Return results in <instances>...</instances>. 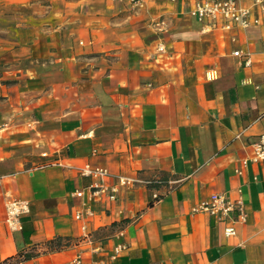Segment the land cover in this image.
Masks as SVG:
<instances>
[{
    "label": "crops",
    "instance_id": "0c3cea01",
    "mask_svg": "<svg viewBox=\"0 0 264 264\" xmlns=\"http://www.w3.org/2000/svg\"><path fill=\"white\" fill-rule=\"evenodd\" d=\"M142 1L0 0V264H264V15L204 31L196 0ZM86 165L133 183L76 219ZM212 193L242 200L231 236Z\"/></svg>",
    "mask_w": 264,
    "mask_h": 264
},
{
    "label": "built area",
    "instance_id": "2783aa9c",
    "mask_svg": "<svg viewBox=\"0 0 264 264\" xmlns=\"http://www.w3.org/2000/svg\"><path fill=\"white\" fill-rule=\"evenodd\" d=\"M134 7H141L142 0H131ZM190 15L197 19L202 24L204 31L212 29H233L235 27H249L258 25L262 15H264V0H252L250 5L245 6L239 3L238 0H196L193 8L190 10ZM158 31H165L166 24L161 18L154 21ZM158 51H163V46L158 47ZM234 54H238L237 51ZM254 161L264 160V133L258 136L254 143V154L251 157ZM249 160L242 161L245 165ZM51 163H42L35 166L36 168H44ZM240 170H238V173ZM81 174L92 178L88 185V197L83 210L75 211L74 217L82 219L84 217L90 218L93 215L89 203L97 198L99 195H107L109 200H115L117 189L121 186H130L133 179L128 177L118 176L116 182L111 185L104 183V178L107 176V171L101 167L91 168L88 165L82 168ZM82 191H76L77 195L82 196ZM6 222L11 231L21 229V219L28 213L29 204L25 200L9 198L5 201ZM196 211H202L213 216L216 221L224 222V234L231 236L235 233L234 222L244 220L245 213L242 207V200L240 197L230 199L225 193H212L206 201L200 203L195 208ZM123 246H118L114 249L112 259L118 254Z\"/></svg>",
    "mask_w": 264,
    "mask_h": 264
},
{
    "label": "trees",
    "instance_id": "16d2710c",
    "mask_svg": "<svg viewBox=\"0 0 264 264\" xmlns=\"http://www.w3.org/2000/svg\"><path fill=\"white\" fill-rule=\"evenodd\" d=\"M20 255H22V254H20ZM24 258H27V257H29V254H23L22 255Z\"/></svg>",
    "mask_w": 264,
    "mask_h": 264
}]
</instances>
